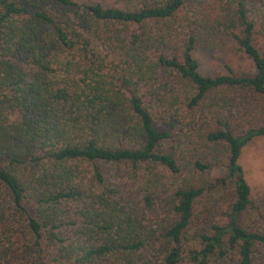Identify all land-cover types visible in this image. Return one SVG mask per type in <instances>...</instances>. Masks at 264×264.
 <instances>
[{"label": "trees", "instance_id": "obj_1", "mask_svg": "<svg viewBox=\"0 0 264 264\" xmlns=\"http://www.w3.org/2000/svg\"><path fill=\"white\" fill-rule=\"evenodd\" d=\"M258 138L264 0H0V264H264Z\"/></svg>", "mask_w": 264, "mask_h": 264}, {"label": "rangeland", "instance_id": "obj_2", "mask_svg": "<svg viewBox=\"0 0 264 264\" xmlns=\"http://www.w3.org/2000/svg\"><path fill=\"white\" fill-rule=\"evenodd\" d=\"M93 4L98 0H75ZM199 64V72L204 76H214L218 73H225L223 55L216 50L199 48L195 55ZM247 63L248 61L245 60ZM225 63V64H224ZM240 166L243 169L245 180L247 181L252 197L255 199L264 198V138H258L245 146L242 150ZM224 173L220 169L213 172L214 177H220Z\"/></svg>", "mask_w": 264, "mask_h": 264}]
</instances>
